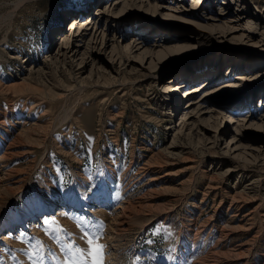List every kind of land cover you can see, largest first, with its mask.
Returning <instances> with one entry per match:
<instances>
[{"label":"rangeland","instance_id":"obj_1","mask_svg":"<svg viewBox=\"0 0 264 264\" xmlns=\"http://www.w3.org/2000/svg\"><path fill=\"white\" fill-rule=\"evenodd\" d=\"M93 1L0 0V83H20L17 92H0V154L2 150L13 154L12 157L9 156L3 170L13 169L9 183L14 182L13 186H15L12 189L0 191L4 207H0V230L7 227L5 212L8 211L7 214L10 216L20 219V215L28 216L35 209L42 208L43 205L39 202L40 194L44 199L52 198V200L54 196L63 195L69 207L64 210L63 219H59L57 215H51L45 217L43 222L38 221L37 224H30V226L28 224L21 232L17 233L16 229L14 234L6 235L0 241V258L4 264H32L21 249L34 253L36 239L46 246L45 256L47 248H51L63 261L64 253L51 238L57 225L63 231L72 233V236L77 238L76 244L81 247H87L82 240L78 239L83 234L81 227L84 220H91L93 223L102 222L105 236L111 215H105L103 212L95 213L92 211L95 207L89 208L92 213L83 211V207L95 194L106 196L108 190L101 176L113 175L109 183L110 192L114 195L115 201L123 200V197L132 199L143 195L150 188V176L143 178L138 168L151 155L154 157L162 153L172 140L173 132L170 128L173 129L175 124L180 122L182 112L167 116V109L160 106V102L166 81L175 75L187 72L196 62V59L188 58L189 56H179L165 62L148 81L135 80L133 85L127 83L123 85L121 83L130 78L126 74H120L118 82L106 80L100 85L94 84L95 86L89 85L83 88V92H79L78 87L80 79L89 73L87 68L79 69L77 66L71 68L65 65L57 70L51 64L48 80L32 79L28 76L30 59L43 61L45 56L56 49L57 44L59 45V38L54 40L52 38V30L60 25L64 32H67L72 19L67 17L68 11L79 12L82 20H85L89 15L87 7L92 5ZM210 1L212 0H209L208 6L212 5ZM214 1H217L214 5L217 7L221 0ZM158 2L168 4V0ZM186 2L190 4L189 0ZM248 2L249 9L251 10L252 7V10H256L254 14L264 17L263 0H248ZM233 7L236 8V4ZM151 17L153 18V15ZM154 20L157 21L153 22L155 27L162 23V17L159 15ZM176 22L183 23L181 20ZM187 25L183 23L184 28H182L177 24L174 28L179 31L169 33L167 29L161 30L158 27L156 37L163 38L167 43L172 37H179L173 43L189 41L188 38L182 37L191 34L189 29L192 26ZM126 33L128 34H125L124 43L130 41L133 36L131 32ZM225 42L233 43V41ZM217 49L220 50L218 47ZM240 51V56L248 54V50L242 47ZM225 56V54L222 55V61ZM256 58L259 62H264V56ZM114 67V75L116 71L122 69L119 61ZM227 67L220 68L219 83L224 80L222 77L227 74ZM250 73V71H242L240 74ZM260 74L263 77L264 68L261 69ZM229 79H231L230 74L226 80L229 81ZM263 81L264 78H261L253 84ZM189 86H184L180 92L175 91L181 104L187 100V97L181 95ZM248 91L247 93L250 94L251 90ZM247 93L245 99L248 101L244 104L245 106L238 108V111L242 110V116L253 115L247 112L246 105L258 106L263 99L257 95L250 101L251 94L247 96ZM213 97L216 100L227 101L233 96L222 94ZM77 98H80L81 105L76 108L73 117L58 126L51 134L49 124H54L59 116L75 108ZM213 106H216L215 102ZM70 107L73 108L70 109ZM252 110L255 111L254 108ZM260 110L264 111V107ZM218 124L231 129L232 134L234 133L233 126L229 125L223 116H220ZM211 134L213 132H210L208 136L211 137ZM238 137H241L240 142L248 153V145L264 146V127L243 128ZM229 141L230 136L227 135L220 142L219 150H212V153L208 152L207 156L201 154L199 150L198 152L188 149L185 155L193 161L192 159L182 161L178 158L172 162L173 164L171 163L172 165L169 164L168 168H172L173 171L170 178L175 185L168 190L159 191L157 204L161 205L159 206L161 213L150 218L152 222L149 226L141 227L143 222L140 223L141 226L134 224L130 232L121 237V240L116 243V253L119 257L117 264H167L169 258L175 256L178 244L185 237H189L190 240L193 238L194 232L190 230L189 225L195 220L197 226H201L209 219L203 229L201 248L197 251L196 258L198 260L200 252L202 255L219 252L222 258L221 264H225V257L231 255L233 240L232 237L225 239L223 236L226 233L224 229L229 230L231 226L225 215L230 197L234 192L241 191L247 183L258 180H260L261 195L256 198V201L245 203L240 210V215L249 219L252 228L242 237L236 236L234 240L249 242L247 264H264V204L255 213H250L264 199V166L248 164V177L243 178L239 175L237 178V173L241 172L236 169L226 177L218 189L210 191L207 188L209 177L207 173L214 171L218 161V167H221L218 172L236 164L232 155L223 154ZM12 142H14L13 145ZM135 159L139 161H134ZM198 164V169H188L190 165ZM190 174H193L196 179L191 186L186 180ZM181 182L183 185L180 184ZM10 184L9 186H12ZM18 185H21L19 190H17ZM16 190L19 191L17 194H15ZM207 190L210 192L206 200L201 203L200 200ZM220 201L222 203L215 214L213 213L216 210L214 202L220 203ZM34 202H38V206H35ZM73 203L77 204V209L73 208ZM149 217L140 218V220L146 221ZM45 221L55 223L46 224ZM65 242L71 243V238L66 237ZM100 243L105 244V239L103 238ZM105 260H107L106 256ZM105 262L111 264L109 261ZM186 263L191 262L187 260L184 264ZM45 264H56V261L45 259ZM230 264H234L232 260Z\"/></svg>","mask_w":264,"mask_h":264},{"label":"bare ground","instance_id":"obj_2","mask_svg":"<svg viewBox=\"0 0 264 264\" xmlns=\"http://www.w3.org/2000/svg\"><path fill=\"white\" fill-rule=\"evenodd\" d=\"M158 1L106 0L104 3V0H94L92 5L87 7L89 15L85 20H82L79 12L70 10L67 13V17L72 19L69 22L70 26L67 27V32H64L60 25L51 32L53 40L57 38L60 40L56 49L51 50L43 61L30 59L29 62L28 76L38 80H48L51 64L57 70L65 65L71 68L76 66L79 69L87 68L89 73L80 79L78 87L79 92H83V88L94 84L100 85L106 80L118 82L120 74H126L130 78L124 81L125 83H121L123 85L126 83L133 85L136 82L135 80L148 81L165 62H169L172 58L189 56L188 58L196 59V62L193 63L187 72L171 77L166 81L167 84L164 85L160 106L167 109V116L169 114L172 116L178 112H182V116L179 119L180 122L175 124L173 129L170 128V131L173 132L170 144L158 156L153 157L151 155L149 159H145V162L138 168L143 178L150 176V188L137 198L131 199L128 197L126 199L123 197V200L115 201L114 195L110 192L111 186L109 183L113 175L107 177L103 173L101 180L108 190L106 196L95 194L83 207L84 212L92 213L94 211L95 213L103 212L105 215H111L108 220V231L104 236L107 246L105 250L107 260L105 261H109L111 264H117L119 257H117L116 253V243L121 240V237L130 232L134 224L140 225L143 222L142 226L140 225L141 227L149 226L152 222L150 218L161 213L159 207L161 205L157 204L159 191L162 189L168 190L175 185L170 178L173 171L172 168H168L169 164L175 162L174 160L178 158L182 161H190L192 158L190 159L189 156L185 155L186 150H199L201 154L207 156L208 152L212 153V150H219L220 142L227 135L230 136V141L227 142L226 151L223 154L232 155L236 164L231 168L218 172L221 167H218L219 161L217 162L215 167L218 168L214 167V171L207 173L209 176L207 188L210 191L218 189L226 177L231 175L236 169L241 172L237 173V178L239 175L245 178L248 177V164L264 166V146L248 145L247 149L249 152L247 153L242 142H240L241 137H238L243 128L261 129L264 127V111L260 110L261 107H264V81L260 82L262 85L260 83L253 84L256 80L264 78V75L261 77L260 74L261 69L264 68V62H259L258 58H256L264 56V17L254 14L256 10H252V7L251 10L249 9L248 0H221L218 2L217 7L214 6L217 2L214 0L210 1V4H212L210 6H208L209 0H189L190 4L186 0H168L167 5L160 4ZM234 4H236V8L233 7ZM158 12L159 14H157ZM151 15H153V18ZM158 15L162 17V23L155 27L153 22H157L154 18H158ZM178 20L188 24L187 26H192V28L187 27L188 29L190 28L191 34L182 36L188 38L189 41L173 43L179 37H172L167 43L163 38L156 37L157 31H159L157 30L158 27L161 30L163 28L167 29V33L179 31L174 28L177 24L184 28L183 23L176 22ZM181 30L184 31V29ZM126 32H131L133 36L130 41L124 43L125 34H128ZM224 40L233 41V43H226ZM241 47L242 49H247L248 54L240 56L241 54L239 53L241 51L239 52V49ZM223 54L226 55L224 61L221 58ZM117 61L122 65V69L116 71L114 75L113 70ZM224 66H228V72L222 77L224 80L219 83L220 68ZM242 71H250L251 73L240 74ZM229 74L231 79L228 81L226 79H228ZM198 81L200 82L198 83ZM196 83L198 84L194 85ZM19 84L16 82L0 83V92H17ZM188 85H190L189 88L187 87L183 91L184 94L181 95L182 97H187V100L184 104H181V100L177 97L175 91L180 92L184 86ZM248 90H251V95L247 93L249 92ZM173 91L176 94L172 93ZM246 93L247 96L250 95V98L252 97L250 101L257 95L263 99L258 106L246 105L247 112L253 115L242 116L243 112L242 110L238 111V108L245 106L244 104L248 101L245 99ZM222 94L233 97L227 101H224V99L216 100L213 97L221 96ZM80 102L79 98L75 108L72 107V109L70 107L72 110L64 111L65 114L59 116L57 121L55 119L56 122L53 120L54 124H49L48 127L51 134L58 126L73 117L76 108L81 105ZM214 102L216 106H213ZM253 108L255 111L252 110ZM220 116H223L224 120L233 126V134L231 129L218 124ZM210 132H213L211 137L208 136ZM13 144L14 142H12ZM236 151L238 152L235 154ZM9 152L11 153V151ZM9 156L12 157L13 154L2 150L0 154V191L15 187L13 186L14 182L9 183L13 169L3 170L7 160H9ZM134 161H139V159ZM198 168L199 164L188 167L190 170ZM186 180H188L190 186L196 181L193 174H190ZM182 182L184 183L185 180ZM182 182L180 183L181 185H183ZM259 182L260 180L247 183L241 191L234 192L230 197L225 215L231 226L229 230L224 229L226 233L223 236L225 239L228 237L233 239L232 249H230L232 256L227 255L225 257V264H230V260L234 264H247L246 256L249 253V242H240L234 239L238 235L242 237L252 228L249 219L240 215V210H242L245 203L254 202L261 195ZM9 184L12 186H9ZM20 188L21 185H18L17 190ZM17 190L15 194L19 192ZM208 190L202 196L201 203L206 200V196L210 192ZM39 196L41 198L39 202L43 207L35 209L28 216L20 215V219H15V217L7 214L8 211L5 212L7 227L0 230V241L6 235L15 232L16 229L18 233L23 231L28 224L30 226V224H37L38 221L39 223L43 222L45 217L57 215L59 219H63L64 210L69 208L63 195L54 196V200L52 198L44 199L41 194ZM1 197L2 195L0 194V207H3ZM221 203L222 201L220 203L214 202L216 210L213 213L217 214ZM263 204L264 199L250 213L258 211ZM34 205L38 206V202H34ZM72 205L73 208H78L76 203ZM233 206H235V209H233ZM90 207H95L96 210L93 208L91 211ZM147 216H150L148 220H140V218H146ZM209 220L201 226H197V221L195 220L189 225L190 230L194 232L193 238L191 240L189 237L182 238V242L176 248L175 256L169 258L167 264H184L187 260L191 262L190 264H221L222 258L219 252L203 255L200 252L201 255L198 260L196 258L197 251L201 248L200 242L204 234L203 229H205ZM231 257L232 259H230Z\"/></svg>","mask_w":264,"mask_h":264},{"label":"snow or ice","instance_id":"obj_3","mask_svg":"<svg viewBox=\"0 0 264 264\" xmlns=\"http://www.w3.org/2000/svg\"><path fill=\"white\" fill-rule=\"evenodd\" d=\"M45 223L55 222L45 221ZM103 227L102 222L93 223L91 220H84L81 227L83 234L78 239L82 240L87 247H81L76 244L77 238L73 237L72 233L63 231L57 225L51 238L64 253L63 261L51 248H47V255L45 256L46 246L38 239L35 240L36 251L34 253L23 249L21 251L32 261V264H45V259L54 260L56 264H106L105 250L107 246L100 243L104 238ZM66 237L71 238V243L65 242ZM0 264H4L2 258H0Z\"/></svg>","mask_w":264,"mask_h":264}]
</instances>
